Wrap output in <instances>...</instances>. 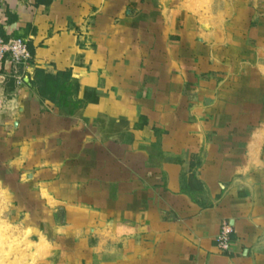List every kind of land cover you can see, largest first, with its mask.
I'll list each match as a JSON object with an SVG mask.
<instances>
[{
  "label": "rangeland",
  "instance_id": "1",
  "mask_svg": "<svg viewBox=\"0 0 264 264\" xmlns=\"http://www.w3.org/2000/svg\"><path fill=\"white\" fill-rule=\"evenodd\" d=\"M41 8L30 78L70 69L82 104L68 115L14 71L0 90V264H155L140 186L174 164L242 186L259 171L264 189V0Z\"/></svg>",
  "mask_w": 264,
  "mask_h": 264
},
{
  "label": "crops",
  "instance_id": "2",
  "mask_svg": "<svg viewBox=\"0 0 264 264\" xmlns=\"http://www.w3.org/2000/svg\"><path fill=\"white\" fill-rule=\"evenodd\" d=\"M41 7L45 4H37L36 0H0V35L22 37L33 43L27 30H34L39 22H44ZM4 69L7 76L0 83V90L8 82L16 81L9 79L13 68ZM28 70L27 65L18 70L26 83L30 79ZM205 166V161L197 166L189 162L187 170L181 171L177 166L175 170L174 164L168 168L161 185L160 181H154L150 187L140 186L146 196L145 200L141 197L136 208L144 225L140 234V261H145L144 250H150L154 252L150 260L155 264H264V189L249 188L251 182L261 186V173L256 171L257 176L242 186L233 182V173L224 179L221 169L214 177L203 170ZM189 180L200 182L201 192L188 189ZM225 222L232 232L230 249L224 252L217 247L216 237Z\"/></svg>",
  "mask_w": 264,
  "mask_h": 264
},
{
  "label": "trees",
  "instance_id": "3",
  "mask_svg": "<svg viewBox=\"0 0 264 264\" xmlns=\"http://www.w3.org/2000/svg\"><path fill=\"white\" fill-rule=\"evenodd\" d=\"M50 2L51 0H36L37 4L48 5ZM28 47L34 55L35 48L32 42H28ZM28 84L42 100L48 99L54 103L55 107L68 115L73 114L82 104V100L78 97V82L72 77L70 69L51 73L36 67ZM187 186L195 192L202 190L201 183L197 181L189 180Z\"/></svg>",
  "mask_w": 264,
  "mask_h": 264
},
{
  "label": "built area",
  "instance_id": "4",
  "mask_svg": "<svg viewBox=\"0 0 264 264\" xmlns=\"http://www.w3.org/2000/svg\"><path fill=\"white\" fill-rule=\"evenodd\" d=\"M31 52L28 43L22 37L10 36L4 37L0 35V74L6 66L13 68L18 73L17 78L23 79V74L19 72V68L27 65L31 59ZM232 227L229 224H223L216 237L217 247L221 251H229L231 246L230 234Z\"/></svg>",
  "mask_w": 264,
  "mask_h": 264
},
{
  "label": "bare ground",
  "instance_id": "5",
  "mask_svg": "<svg viewBox=\"0 0 264 264\" xmlns=\"http://www.w3.org/2000/svg\"><path fill=\"white\" fill-rule=\"evenodd\" d=\"M3 232V231H2ZM1 236V235H0Z\"/></svg>",
  "mask_w": 264,
  "mask_h": 264
}]
</instances>
